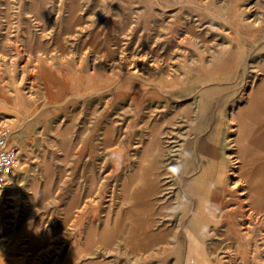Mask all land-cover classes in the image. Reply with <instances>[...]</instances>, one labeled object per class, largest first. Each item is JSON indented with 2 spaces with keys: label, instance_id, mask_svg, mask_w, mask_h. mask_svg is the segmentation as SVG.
<instances>
[{
  "label": "rangeland",
  "instance_id": "rangeland-1",
  "mask_svg": "<svg viewBox=\"0 0 264 264\" xmlns=\"http://www.w3.org/2000/svg\"><path fill=\"white\" fill-rule=\"evenodd\" d=\"M1 126L0 264H264V0H0Z\"/></svg>",
  "mask_w": 264,
  "mask_h": 264
},
{
  "label": "built area",
  "instance_id": "built-area-1",
  "mask_svg": "<svg viewBox=\"0 0 264 264\" xmlns=\"http://www.w3.org/2000/svg\"><path fill=\"white\" fill-rule=\"evenodd\" d=\"M10 132L5 126L0 127V186L17 170L20 165V150L9 143Z\"/></svg>",
  "mask_w": 264,
  "mask_h": 264
},
{
  "label": "bare ground",
  "instance_id": "bare-ground-1",
  "mask_svg": "<svg viewBox=\"0 0 264 264\" xmlns=\"http://www.w3.org/2000/svg\"><path fill=\"white\" fill-rule=\"evenodd\" d=\"M157 151V149H155L154 150V152H156ZM13 174V173H12ZM11 176V175H10ZM213 197V196H212ZM216 197V196H215ZM199 203V202H198ZM215 203V202H214ZM214 203H212L211 204V207L214 209ZM198 205V204H197ZM192 206V205H191ZM190 208V207H189ZM245 209V208H244ZM247 209V208H246ZM196 211L197 212H199V213H201L200 212V209L199 208H196ZM253 215V214H252ZM212 218V217H211ZM197 219L194 217V218H192V226H194V224L196 223L195 221H196ZM216 221V220H215ZM196 224H198V223H196ZM194 239V238H193ZM196 239V238H195ZM189 240V239H188ZM191 242V241H190ZM189 242L187 241V244H188ZM193 243V242H192ZM189 245V244H188ZM191 247H193V246H191ZM203 248V247H202ZM199 249V248H198ZM186 251V250H185ZM196 256V255H195ZM232 260V259H231ZM190 261V260H189ZM185 264H191V262H185ZM192 264H207V260H206V258L202 255V254H198L197 256H196V260H194L193 262H192Z\"/></svg>",
  "mask_w": 264,
  "mask_h": 264
},
{
  "label": "crops",
  "instance_id": "crops-1",
  "mask_svg": "<svg viewBox=\"0 0 264 264\" xmlns=\"http://www.w3.org/2000/svg\"><path fill=\"white\" fill-rule=\"evenodd\" d=\"M189 224H187V229L188 231L197 239H199L201 241V237L198 236V233L195 231L196 226H192V221L188 222ZM202 242V241H201Z\"/></svg>",
  "mask_w": 264,
  "mask_h": 264
},
{
  "label": "clouds",
  "instance_id": "clouds-1",
  "mask_svg": "<svg viewBox=\"0 0 264 264\" xmlns=\"http://www.w3.org/2000/svg\"><path fill=\"white\" fill-rule=\"evenodd\" d=\"M185 155H188V154H185ZM180 168L179 167H173L171 169V171L173 172V174H178L180 172ZM203 231L206 233L207 232V226L204 227Z\"/></svg>",
  "mask_w": 264,
  "mask_h": 264
}]
</instances>
